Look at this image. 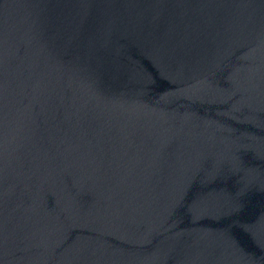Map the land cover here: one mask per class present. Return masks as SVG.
<instances>
[{
    "label": "water",
    "instance_id": "95a60500",
    "mask_svg": "<svg viewBox=\"0 0 264 264\" xmlns=\"http://www.w3.org/2000/svg\"><path fill=\"white\" fill-rule=\"evenodd\" d=\"M0 264H264V0H0Z\"/></svg>",
    "mask_w": 264,
    "mask_h": 264
}]
</instances>
